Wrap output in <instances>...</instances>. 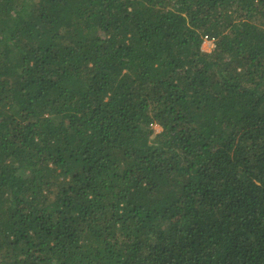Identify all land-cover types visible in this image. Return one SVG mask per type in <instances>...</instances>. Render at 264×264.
<instances>
[{
	"label": "trees",
	"instance_id": "1",
	"mask_svg": "<svg viewBox=\"0 0 264 264\" xmlns=\"http://www.w3.org/2000/svg\"><path fill=\"white\" fill-rule=\"evenodd\" d=\"M0 264H264V0H0Z\"/></svg>",
	"mask_w": 264,
	"mask_h": 264
},
{
	"label": "rangeland",
	"instance_id": "2",
	"mask_svg": "<svg viewBox=\"0 0 264 264\" xmlns=\"http://www.w3.org/2000/svg\"><path fill=\"white\" fill-rule=\"evenodd\" d=\"M214 47H215L214 43L209 41V40H205L204 43H203V49L205 51L210 52V51H212L214 49ZM154 129L156 130V132H160L162 130V128L160 126H158V125H155Z\"/></svg>",
	"mask_w": 264,
	"mask_h": 264
}]
</instances>
